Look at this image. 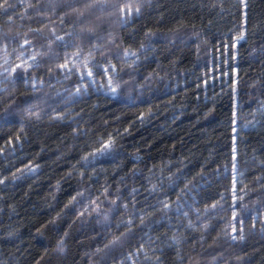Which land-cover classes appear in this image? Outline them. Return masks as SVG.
Returning a JSON list of instances; mask_svg holds the SVG:
<instances>
[{"label":"trees","instance_id":"trees-1","mask_svg":"<svg viewBox=\"0 0 264 264\" xmlns=\"http://www.w3.org/2000/svg\"><path fill=\"white\" fill-rule=\"evenodd\" d=\"M0 264H264V0H0Z\"/></svg>","mask_w":264,"mask_h":264},{"label":"snow or ice","instance_id":"snow-or-ice-1","mask_svg":"<svg viewBox=\"0 0 264 264\" xmlns=\"http://www.w3.org/2000/svg\"><path fill=\"white\" fill-rule=\"evenodd\" d=\"M131 10H132V9H131V7L129 6V7H128V11H129V13L131 12ZM121 11L123 12L124 9L122 8ZM136 12H137V13L139 12V8L136 9ZM242 39H244L243 35H241L240 37H238V40H242ZM33 59H35V57H33ZM19 67H21V66H20V65H17V68H19ZM61 67H65V68H67V65H62ZM13 71H15V69H13ZM91 74H92L91 72H88V73H87V75H89V76H90ZM113 91H115V89H113ZM234 167H235V165H234ZM235 199H236V197H235V195H234V200H235ZM240 199H242V197H241ZM213 207H215V205H213ZM233 231H235V229H233ZM241 238H242V237H241ZM232 239L235 240L236 237L233 236ZM61 250H62V249H61Z\"/></svg>","mask_w":264,"mask_h":264}]
</instances>
